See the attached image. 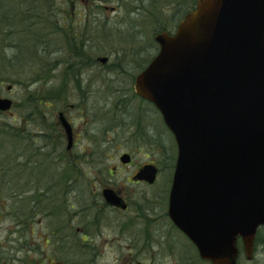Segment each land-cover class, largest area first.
Masks as SVG:
<instances>
[{"label": "rangeland", "instance_id": "obj_1", "mask_svg": "<svg viewBox=\"0 0 264 264\" xmlns=\"http://www.w3.org/2000/svg\"><path fill=\"white\" fill-rule=\"evenodd\" d=\"M132 1L56 0L58 7L65 10V13L57 14L59 22H53L60 30L34 26L36 32L46 35V46L39 47L41 51L46 50L44 55L49 54L45 56L43 71L39 70L37 61H33L27 51L22 52V61L17 57L12 62L15 48L2 47L4 34L0 32V97L10 98L14 103L10 112L0 113V129L10 124L12 129H9L13 131L11 135L0 133V178L6 175L10 192L17 190L21 194L11 197L0 195V253L5 257L2 264H65L66 258H71V249L62 250L57 243L66 238V230L60 231L63 219L66 220L69 212L82 210L84 206L93 204L100 207L105 204L102 198L104 188H112L119 196L129 200L130 210L127 213L107 210L110 216L107 215L106 222L100 225L102 236L90 237V243L100 250L94 251L99 254L98 258L92 263L93 250L85 247V253L81 252V248L77 249L78 260L79 255L82 258L88 255L86 260H82L84 264H201L192 260L195 259L193 249L174 234L172 226L167 223L164 227V219L155 218L163 210L162 205L157 203V199L162 200L158 195H166L170 187L176 148L159 111L134 94L132 80V75L138 71L133 67L146 58L145 66L149 61L148 55L151 59L158 51L153 39L158 32L155 30L164 26L173 32L177 23L192 9L195 0H157L155 3L144 0L145 7L150 11L134 15L130 12ZM135 4L139 5L138 2ZM161 7H165V14L157 19L158 22H151L149 15L155 8ZM68 15L76 24L86 22V25L90 23L94 27L92 33L97 41V56L108 58L106 62L94 61L90 65H93L92 69L84 68L77 74L80 82L75 83L76 87L71 84L69 88L65 84L64 77L68 74L63 64L67 59L64 53L70 50L67 48L72 42L70 33H65L62 26L72 25L73 22L64 18ZM3 26L4 22H0V30ZM16 29L19 31L18 26ZM12 40L15 42L14 38ZM47 44L49 49H54L47 50ZM64 48L67 50L64 51ZM73 62L76 60L73 59ZM27 92L37 95L38 99L41 97L46 104L50 98L59 99L58 103L45 109L44 131L35 122L36 111L23 115L21 103ZM77 98L85 100L78 107L84 116L75 117V122L78 130L84 134L86 130L89 139L82 138L72 152L74 157L78 154L79 158L86 154L83 162L78 159L80 165L73 171L66 166L71 154H65V145L61 147L59 144L60 128H55L54 134L46 132L51 129L50 125L58 122V112L75 115V109H68V105L76 104ZM48 138L53 139L50 146ZM123 153L131 154L133 162L131 166L114 171L113 167L120 165L119 157ZM50 155H57L58 158L53 159ZM153 162L161 170L155 184L130 183V177L139 166ZM64 169H67L66 173H63ZM67 175L70 177L65 184L63 176ZM45 184L46 189H51L42 198L45 202H35L29 194L26 196L30 188ZM50 197L56 198L58 206H65L61 213L57 211L60 207L54 212L49 210ZM136 203L142 206L143 211L140 212ZM6 208L8 211H5ZM35 212L36 216L33 215ZM23 214H27V219ZM128 219L131 222L130 231L124 228ZM74 226L81 227L82 224L78 222ZM75 227L67 231L68 238L78 237ZM146 227L157 244L142 250L143 229ZM81 241L87 240L81 237ZM22 247L24 249L20 250ZM238 264H264V244L256 247L252 261L245 260L241 251Z\"/></svg>", "mask_w": 264, "mask_h": 264}, {"label": "water", "instance_id": "obj_2", "mask_svg": "<svg viewBox=\"0 0 264 264\" xmlns=\"http://www.w3.org/2000/svg\"><path fill=\"white\" fill-rule=\"evenodd\" d=\"M154 41L159 52L134 89L160 111L177 145L169 217L201 259L237 264L241 238L251 260L264 225V0H196L174 34ZM12 103L0 97V112ZM59 118L70 149L71 126ZM156 174L149 164L133 179L152 184ZM102 195L126 208L113 189Z\"/></svg>", "mask_w": 264, "mask_h": 264}, {"label": "flooded vegetation", "instance_id": "obj_3", "mask_svg": "<svg viewBox=\"0 0 264 264\" xmlns=\"http://www.w3.org/2000/svg\"><path fill=\"white\" fill-rule=\"evenodd\" d=\"M64 31H65V33H68V34L70 33V35H71L70 40L72 42L68 46V47H70V46L71 47L67 48V49H70V50H68V51H66V53H64V54L67 55V59H65V62L63 64V66H64L65 70H67L65 72L68 74L67 76H65L66 79L64 77V80H65V84H66L67 88H69V86L71 84H73L76 87L75 83L76 82H78V83L80 82V79H78L77 74L79 72H81V71H84V68H86L85 70H87L89 68L92 69L93 65L92 66H90V65L94 61L99 62V60H100L99 57L97 56V53H99V52L97 50V45L95 43L96 39L93 38V33H92V32H94V27H92L90 25V23L88 25H86V22H79L78 24L73 22L71 28H64ZM52 49H54V48L50 47L49 50H52ZM67 49L64 48V51L67 50ZM53 52H55V51H53ZM73 59L76 60V62H73ZM145 61H146V58L144 60H142L138 65L133 67V69H136V70L138 68V71H136L132 75L133 83H134L135 75L140 71V66L143 65L145 63ZM119 69H121V68H119ZM133 92L136 95V93L134 91V87H133ZM77 99H78V101L75 102L76 104L72 105L70 103V105H68V109H75V112H76L75 115H72V114L70 115L68 112L61 111L63 113V115L65 116L66 120L70 123L71 128H72V136H73V138H72V144H71L70 149L67 148V135H66V132L62 128V126L59 123V121L58 122L56 121L53 125H50L51 129H49V132H46V134H54L55 131L53 132V130H55V128H57V129L60 128V133L62 135H60V137L58 138L59 139V144H60L61 147L65 145V149H64V153L65 154H68V155L71 154L70 155L71 158L67 156L68 160H67V165L66 166L68 168H70V169H73V170H74V168H77L80 165V163L78 162V159L81 161L82 159H84V156L86 154H84L82 158H79L78 154H76L77 156L74 157L72 152L74 151V149L77 146H79V144L81 143V139L82 138L89 139V136L86 133V130H85V134L82 131L78 130V124L75 122V117L76 118H81L82 116H84L83 115V111H81L78 107H81L84 104L85 100H83L82 98H77ZM140 99L142 101H145L146 103L150 104V106L152 105L147 100L142 99V98H140ZM55 100H56V98H54V99L50 98V100H48V103L46 104L45 109H47L48 107L53 106V103H54ZM67 101L68 102H74V100H72V101L67 100ZM48 114L49 113H47V115ZM160 116H161V114H160ZM86 120L89 121L90 119L87 118ZM161 120H162V117H161ZM80 121H82V119H80ZM52 126L54 127V129L52 128ZM48 139L50 140V142H49V146H50V145H52V140L53 139L52 138H48ZM90 139H91L90 141H92L93 137L90 138ZM57 143L58 142H56L55 144H57ZM174 144H175L176 154H177V146H176L175 140H174ZM52 158L53 159H57L58 156L56 155L55 157H52ZM172 158L174 159V156ZM175 160H176V155H175L174 161ZM82 162H83V160H82ZM132 162H133V160H132V156H131L130 163L123 164V163L120 162V165L119 166H114L113 169H114V171H116V169H118V168L124 169V168H126L128 166H131ZM150 164H153V165L156 166V168H157V179H158L159 178L158 176H159L160 171H161L159 165L157 163H154V162L150 163ZM143 165L139 166L138 169L136 170V172L130 177V180H131L130 183H132L134 185L143 184V183L144 184H148L145 181H138V180H134L133 179V177L135 176L137 171ZM174 168H175V162L173 164V171H174ZM173 171L171 173L170 187H171V183H172ZM157 179L155 180L154 184L156 183ZM127 183H129V182H127ZM170 187L167 188L166 195H163V196L158 195V197L161 198L162 200L157 199V203L159 205H162V209L163 210H162L161 213L158 214V217H155V218L164 219V221H165L164 222V227L167 226V223L169 225H171L173 230H174V234L178 238H180V240L184 244H188L193 249V251L195 253V259H192V260H195V262L199 261L201 264H202V262H205V263L209 264L208 262L199 259L198 251H197L196 247L194 246V244L187 238V236L180 230V228L177 227V225H175V223L169 217L168 207H169V191H170ZM50 198L51 199H49V206H50L49 210L54 212V211L57 210L56 209L57 207H60V209H58L57 211L59 213H61L62 210L65 208V206H63L62 204L60 206H58L57 205L58 203L56 202V198H53V197H50ZM122 199L124 200V202L127 205L126 209H124V210H122V209H120L118 207L111 206V205L107 204L104 201L105 204L102 203V206H100V207H94L93 204H90L87 207L86 206L82 207L83 208L82 210H78V211H75L73 213L69 212V215L66 218V220L62 218L64 220L63 221L64 223L62 224V227H61L60 231H62V230L65 231L66 230L65 233H67V234L65 236L66 238H63L61 242H57V243L59 244V246L61 247L60 249H62V250L71 249V253H70V257L71 258H66L65 264H69V262H73V264H84V262L82 260H86L88 257L82 258L79 255L80 259L78 260L77 259L78 258L77 249L81 248V250H83L85 247L87 249H89V250H93V252L91 253V257H92V263H95V261L98 258L99 254L95 253L94 251L96 249L98 251H100V250H99L98 247L95 248L96 245L90 243V241H91L90 237L91 236L92 237H98L99 235L102 236V233L100 232V225L103 224L104 222H106V216L107 215L110 216V214H109L110 212L107 211V210H112V211H116V212H123V213H127L130 210V207H131L130 201L127 200V199H124V198H122ZM136 204H137L138 209H140V212L143 211L142 206L140 204H138V203H136ZM87 210H89V211H87ZM152 211L155 212V209H152ZM87 212H89V213H87ZM90 212L93 213L92 217L90 216ZM103 213H106V214H104V216L102 217ZM141 214L143 215V213H141ZM99 218L101 219V221L99 220ZM78 222H80L82 224L81 227H75L74 226L75 223H78ZM130 223L131 222H130L129 219L124 222V228H126L128 231L131 230V228L129 227ZM74 227H75V232H78V235H77L78 237L74 236V237L68 238L69 235H68L67 231L68 230H72ZM143 234L145 236H143V239H142V241L144 243L143 247H142V250H146V249L150 248L152 245L157 244V241L153 239V237L151 235L152 232H150V229L148 227L143 229ZM81 237L83 239L86 238L87 241L86 242H82L81 241ZM172 243H173L174 247L176 246L177 248L180 249V247H178L175 242H172ZM189 246L187 247V250L189 249Z\"/></svg>", "mask_w": 264, "mask_h": 264}, {"label": "trees", "instance_id": "obj_4", "mask_svg": "<svg viewBox=\"0 0 264 264\" xmlns=\"http://www.w3.org/2000/svg\"><path fill=\"white\" fill-rule=\"evenodd\" d=\"M142 7H141V4ZM152 1V0H150ZM157 0H153L151 3H155ZM161 0H158V2ZM124 2V1H123ZM135 2H138L139 5H136ZM172 2V1H171ZM132 7L130 8V12L132 14H138L143 12H149L150 9L145 7L144 0H133L132 1ZM188 7V6H187ZM164 8H155L151 15H149L152 19L151 22H158V18L161 19L162 15L164 13ZM142 9V11H141ZM65 13V10H61V8L58 7L56 4V0H0V22H4L3 28L0 30V32H3L4 34V44H2V47L5 48H15V55L11 59L13 62L17 57L19 61H22V52L27 51L32 56L31 59L33 61H37L39 70H44V63H45V56L44 53L46 50L41 51L39 49L40 46L45 45L46 43L44 40L46 39V35H44V32H36L34 30L35 27L38 26V28H43L46 26H49L51 28H55L54 30H60L58 29V25L53 22H59L57 18V14ZM167 14V13H166ZM64 18L69 19L68 22H74V19L68 15L64 16ZM16 26H18L19 31L16 29ZM35 26V27H34ZM63 28H69L68 24L62 25ZM167 28L160 27L155 31L159 30H166ZM12 38L15 39V42H12ZM50 42V41H48ZM47 50H49V44H47ZM20 52L19 55H17V52ZM28 57V56H27ZM148 60H150V56L148 55ZM11 62V63H12ZM146 63V62H145ZM144 63V64H145ZM144 64L140 66V70L144 68ZM34 81H32L33 83ZM26 97L23 99L21 106L23 107V115L26 116V114L29 111L35 112V122L40 127L42 131H44V117L46 116V102L41 97L38 99L37 95H33L31 92H27V94L24 96ZM59 99L56 98L54 103H58ZM60 104V103H59ZM7 127V128H6ZM11 127L10 124H6V126H3L0 129V133H4L5 135L12 134L13 131H11L9 128ZM12 129V127H11ZM21 136V135H20ZM42 154V153H40ZM47 155V154H46ZM70 169V168H68ZM73 170V169H71ZM67 169L63 170V173H66ZM74 171V170H73ZM70 176L67 175L66 177L63 176V179H65V184L67 183V180ZM10 183L8 179L6 178V175H3L2 178H0V195L3 196H16V194H19V191H12L10 192ZM30 188V187H29ZM46 184L44 186L37 187L35 186L34 189L30 188V192L27 190L26 196L28 197V194L30 195V199L32 201L38 202L37 200H43V197L47 195L46 192L50 193L51 189H46ZM24 191V188L22 186L21 188ZM23 193V192H22ZM28 198V199H29ZM8 203L11 202L10 199H6ZM38 207H36L37 210ZM5 211H8L6 208ZM42 212V211H41ZM2 213V212H1ZM37 212L33 214L36 216ZM23 216L27 219V214H23ZM264 244V227L260 228L257 233L256 241H255V248L260 245ZM24 249L23 247L20 248ZM5 259L3 255L0 253V264H2V261Z\"/></svg>", "mask_w": 264, "mask_h": 264}]
</instances>
